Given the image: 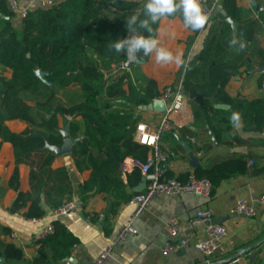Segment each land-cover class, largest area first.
Returning a JSON list of instances; mask_svg holds the SVG:
<instances>
[{
  "label": "trees",
  "instance_id": "obj_1",
  "mask_svg": "<svg viewBox=\"0 0 264 264\" xmlns=\"http://www.w3.org/2000/svg\"><path fill=\"white\" fill-rule=\"evenodd\" d=\"M250 1L252 9L238 7L236 0H221L227 16L238 23L236 34L224 21V16L217 13L200 51L190 58L188 53L183 57L187 66L182 85L188 98L224 124V130L235 141L239 137L231 126L234 113L253 131H264V98L239 102L226 91L228 82L237 75L240 57H232L231 50L235 46L229 41L235 37L237 42L251 44L264 31V11L259 13V18L254 16V11L261 6L259 0ZM145 2L121 7L111 0H60L51 8L29 12L22 20L19 37L7 0H0L3 22L0 27V65L11 70L9 79L0 78V138L12 144L17 166L26 164L31 168V191L27 193L19 189V172L17 167L14 170L9 185L17 196L9 209L11 213H21L25 219L44 217L41 194L53 209L72 200L69 172L65 167L51 168L55 155L46 148L47 145L61 146L63 143L59 116H80L84 124L85 135L72 151L78 169L91 170L90 177L80 186L81 193L108 192L121 203H127L136 194L128 193L127 187L140 182L139 170L128 174L126 182L121 175V166L127 157L146 161L149 155V148L133 139L139 119L133 116L134 109L151 103L161 93L154 79L135 86L126 74L106 76L104 71L110 70L115 63L126 61V51L116 53L109 45L116 39L126 38L130 30L127 20L132 15L138 20L145 18ZM112 5L115 10L110 9ZM164 17H178L183 23L179 12ZM161 19L155 24L150 22V34L135 25L133 27L138 34L156 38ZM202 29H189L193 34L188 37V48ZM259 55L262 58L260 66L264 67V53ZM138 58L145 62L149 56L141 52ZM37 70L47 73L46 79L51 86L35 75ZM104 97L123 99L121 109L113 111L111 105H100ZM219 104L229 105L230 109L216 107ZM10 120H21L28 127L19 134L13 133L6 125ZM80 128V123L72 120L70 134L76 136ZM99 138L105 142L104 156L94 153L98 150ZM248 171L247 160L237 158L209 168H197L194 174L209 179L215 189L222 181ZM262 171L252 167L254 174ZM168 176L173 175L168 172ZM185 178L183 175L180 179ZM83 199L85 201L86 196ZM115 213L116 208L112 215ZM54 225V234L36 241L38 251L32 264H57L68 258L72 248L79 243L59 221ZM104 230L106 234L110 233L109 224ZM1 232L10 234L5 227ZM0 257L5 261H21L23 250L0 238Z\"/></svg>",
  "mask_w": 264,
  "mask_h": 264
},
{
  "label": "crops",
  "instance_id": "obj_2",
  "mask_svg": "<svg viewBox=\"0 0 264 264\" xmlns=\"http://www.w3.org/2000/svg\"><path fill=\"white\" fill-rule=\"evenodd\" d=\"M18 1L20 6L29 12L41 9L40 0ZM111 1L122 7L144 0ZM236 3L238 7L252 9L250 0H236ZM259 3L264 7V0H259ZM222 6L223 3L219 4L216 12L225 18L227 14ZM22 20L16 15L12 17L14 28L19 37H21ZM2 24L0 19V27ZM207 32L208 28L202 29L195 42L188 48L187 40L193 34L192 31L184 27L180 18L164 17L160 20L155 39L159 41V46L170 50L174 55L181 52L183 60L184 54L188 53L190 58L200 51ZM239 42L231 50L232 57L240 55L237 61L239 69L237 75L232 77L226 85V91L231 98L237 99L239 102L264 98V72H257L262 68L260 66L262 58L259 53H264V31L256 37L254 43L244 44L243 49L239 48ZM183 64L180 66L175 63L158 64L155 62V53H153L144 64L132 66L129 70H120L121 72L118 71V74L113 75L118 77L126 74L134 85L154 79L161 93L166 85L178 84L181 81ZM1 77L9 79L11 70L0 65ZM159 117L160 114L148 111L143 118H145L144 121L156 124ZM58 120L59 131L69 125L70 137L79 138L78 142L83 139L85 128L80 116H59ZM72 120L78 121L81 125L76 136L70 134ZM141 120L139 119V121ZM175 120L179 125L178 128L173 132L165 133L161 139L162 147L171 155L169 162L171 175L181 178L183 175L194 173L197 169L190 166L184 143L199 159L200 166L198 168H209L229 159L244 158L248 162L249 171L244 175H237L222 181L212 190L213 198L209 202L191 194L172 196L159 193L155 195L145 210L133 220V226L138 231L137 234L128 236L124 242L119 244L105 264L261 263L264 260V242L250 251H245L235 260L231 258L245 248L262 242L264 239V209L254 218L234 215L230 210L237 199L253 202L256 197L264 195V133L253 131L251 126H246L239 116L238 121L231 119V126L239 137V140L235 141L224 130V124L219 123L216 118L190 99L187 101L186 110ZM6 125L11 132L17 134L28 127V124L21 120H10L6 122ZM191 138H195V141L193 142ZM99 141L104 144V148L102 151L94 150V153L104 156L105 142L101 138L97 140V142ZM78 142L72 145V149ZM133 160V157H127L122 163L121 175L124 182L127 181V175L135 170L132 168ZM253 166L263 171L254 174ZM16 167L19 172V189L25 193L30 192L31 168L26 164L17 166L12 144L0 138V238L14 243L23 250L21 261L9 260L2 263L0 261V264H32L38 251V245L33 239L34 235L46 228L48 224L53 223L54 225L55 221L64 225L79 241L72 248L68 258L75 264H93L99 253L111 243L118 231L132 220L135 209L128 202L121 203L108 192L95 190L89 194L81 193L80 186L90 177L91 170L80 171L75 164L72 152L55 156L51 168L65 167L68 170L73 186L74 209L68 215L48 219L54 209L48 204L45 195L41 194V205L45 210V215L38 221L32 222L18 215L19 213H11L9 209L15 201L17 192L10 187L9 182ZM124 167H127L126 171H124ZM142 179L141 175L140 182L136 186L127 187V192L137 194L135 189L142 184ZM85 196L86 200L84 201ZM115 208L116 213L112 215ZM200 208L211 209L214 221L228 229V234L222 244L209 259H205L195 247L207 235L204 225L192 222ZM171 218L178 219L179 234L181 238L188 241L187 247L177 249L175 244L178 243V239L170 238L166 233L165 224ZM106 224H109L110 227L109 234H106L104 230ZM2 227L8 228L10 234L4 235L1 232ZM13 233L18 235L19 241H12L9 238ZM167 243H170L174 249L170 254L164 255L163 247ZM68 258L57 262V264H64ZM72 262L70 263L73 264Z\"/></svg>",
  "mask_w": 264,
  "mask_h": 264
},
{
  "label": "built area",
  "instance_id": "obj_3",
  "mask_svg": "<svg viewBox=\"0 0 264 264\" xmlns=\"http://www.w3.org/2000/svg\"><path fill=\"white\" fill-rule=\"evenodd\" d=\"M60 0H40L42 9H48L58 3ZM203 13L207 16V21L204 28H208L212 20L216 16V10L221 0H199ZM10 11L13 15L25 18L29 11L22 8L18 0H7ZM111 10H115L114 6H110ZM264 11V7L260 6L258 10L254 11L255 18H259V13ZM264 24V21H262ZM187 61L183 64L181 81L178 84L166 85L161 91V95L155 100H162L165 104V111L160 114L156 124H151L147 121H138L133 132V139L149 148V155L146 161L134 159L132 161V168L139 170L142 177L146 181L145 188L132 196L128 203L134 207V215L132 220L124 225L116 234L115 238L108 244L94 260L93 264H105L114 254L115 248L124 242L130 235L137 234V229L133 226V220L136 216L142 213L146 206L151 202L155 195L162 193L172 196H181L191 194L198 196L209 202L213 198V186L209 179L198 178L194 173L186 175L185 179H180L178 176H168L169 162L171 155L161 145L162 136L165 133L173 132L178 128L175 118L186 110L188 96L185 93L182 85ZM264 88V84H263ZM264 133V131H262ZM194 142L195 138H191ZM252 164V163H251ZM127 167H124V171ZM75 207L72 200L67 201L60 208L54 209L48 219H55L60 216L68 215ZM264 209V195L258 196L253 202H246L242 199H237L232 206L230 212L234 215L246 216L254 218L258 213ZM20 215V214H18ZM22 216V215H20ZM23 217V216H22ZM32 222L38 219H27ZM194 224H202L206 228V238L200 240L196 244V249L202 253L205 259H209L214 252L220 247L222 241L228 234V229L222 224L214 221V215L209 208H200L197 210L194 218ZM180 224L177 218H171L165 224L166 233L170 238L178 239L176 248H184L188 246V241L180 237ZM55 226L53 223L48 224L46 228L37 232L34 235V240L46 239L54 234ZM12 241H19L16 233L9 236ZM174 247L170 243L163 247V254L168 255L173 251ZM64 264H71L66 261ZM264 264V260L259 263Z\"/></svg>",
  "mask_w": 264,
  "mask_h": 264
},
{
  "label": "clouds",
  "instance_id": "obj_4",
  "mask_svg": "<svg viewBox=\"0 0 264 264\" xmlns=\"http://www.w3.org/2000/svg\"><path fill=\"white\" fill-rule=\"evenodd\" d=\"M145 18L139 19L136 15H132L127 20L129 29L133 25L138 29H143L146 33H151L152 28L149 26L150 22L155 24L159 19L164 16H170L179 12L183 19L185 28L193 31L202 29L207 21V16L203 13L199 0H146L144 4ZM136 28L130 37L114 40L109 47L116 53L126 51L132 57L137 53H143L144 56H150L155 53V62L158 64L175 63L180 66L184 63L182 60V53L177 52L175 55L168 49L159 46V41L151 36L143 34H136ZM237 40L233 37L229 44L232 46L237 45ZM244 42H239V48H244ZM234 121L239 120L238 114H233Z\"/></svg>",
  "mask_w": 264,
  "mask_h": 264
},
{
  "label": "water",
  "instance_id": "obj_5",
  "mask_svg": "<svg viewBox=\"0 0 264 264\" xmlns=\"http://www.w3.org/2000/svg\"><path fill=\"white\" fill-rule=\"evenodd\" d=\"M224 21L231 26V29H232L233 34H236L237 28H238V23L235 22L229 16H226L224 18ZM134 31H135V28L133 27L132 29L129 30V33H128V35L126 37H130L131 35H133ZM136 34H138L137 33V30H136ZM142 64H144V61H142V60H140L138 58V53L135 54L132 57H130L127 54L126 61L117 63L116 66L113 69H111L110 71L107 72V76L113 75V74L117 73L120 70H129L134 65H142ZM258 71L264 72V67H262L260 70H257V72ZM35 75L44 84L51 86V83L46 79V75H47L46 72H43L41 70H37L35 72ZM217 107L223 108V109H229L230 108L229 105H224V104H219V105H217ZM138 110L139 111H150V112L162 113V112L165 111V104H164V102L162 100H153L151 103H149L147 105L139 106L138 107ZM68 128H69V125H67L64 130H61L60 131V133H61V135L63 137V143H62L61 146H56V145H47L46 146L47 150H49L53 155H55V156H62V155H66V154L71 153L73 151L72 145L74 143H76V142L79 141V138H77V137H73V138L70 137V135L68 133ZM183 145L186 148L185 150H186V152L188 154L190 166L192 168H194V169L198 168L200 166L199 159L195 156V154L193 153V151H192L191 148L186 147L187 145L185 143ZM145 186H146V181L143 178L142 179V184L139 185L135 189V191L139 193V192H141L145 188ZM263 242H264V239L259 244L249 246V247L245 248V250L240 251L237 255H235L231 259L232 260H235V259L239 258L240 255L243 254L245 251H250V250L254 249L255 247L259 246ZM67 260L70 261V262H72L70 258H68ZM0 261L2 263V262L5 261V259L3 257H0ZM72 263L75 264L74 262H72Z\"/></svg>",
  "mask_w": 264,
  "mask_h": 264
},
{
  "label": "rangeland",
  "instance_id": "obj_6",
  "mask_svg": "<svg viewBox=\"0 0 264 264\" xmlns=\"http://www.w3.org/2000/svg\"><path fill=\"white\" fill-rule=\"evenodd\" d=\"M216 14H217V12H216ZM115 66H116V63L113 64V66H112L111 69H113ZM111 69H110V70H111ZM110 70H108V71H110ZM108 71H104L105 74H106ZM115 74H116V73H115ZM128 79H129V78H128ZM137 81H138V80H137ZM142 82H143V81H142ZM138 84H140V83H136L135 86H138ZM121 101H123V99L112 100V99L104 98V99H101V100H100V105H103V106H105V107L108 106V105H111V106H112L111 109H112L113 111H116V110H118V109H121ZM134 110H135V111H134L133 116L138 117L140 120H141V119L145 120V118H143V117H144V114H145L146 112H148V111H139L137 107H135ZM139 119L137 120V122L139 121ZM103 148H104V144L101 143V142H99V143H98V149H99L100 151H102Z\"/></svg>",
  "mask_w": 264,
  "mask_h": 264
}]
</instances>
